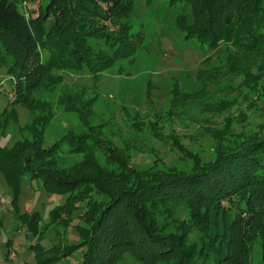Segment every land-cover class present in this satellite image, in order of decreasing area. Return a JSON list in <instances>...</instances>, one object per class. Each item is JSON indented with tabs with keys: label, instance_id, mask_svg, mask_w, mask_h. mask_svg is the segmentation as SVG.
Masks as SVG:
<instances>
[{
	"label": "trees",
	"instance_id": "16d2710c",
	"mask_svg": "<svg viewBox=\"0 0 264 264\" xmlns=\"http://www.w3.org/2000/svg\"><path fill=\"white\" fill-rule=\"evenodd\" d=\"M169 3L177 10L174 29L207 54L196 73L200 85L248 90L255 101L244 92L242 99L218 104L223 126H210L216 145L206 162L200 159L191 171L141 173L130 168L104 124L89 125L94 101H83L79 92H63L59 104L89 129L69 130L48 143L55 113L50 100L36 96L63 80L54 70L88 67L98 80L116 61L135 59L146 37L134 31L135 0H49L37 16L21 10L18 0H0V68H7L15 92L0 116L5 122L16 117L15 105L32 115L20 139L0 144V174L16 197L25 178L68 194L52 212V225L65 229L79 219V242L37 245V264H57L75 249L81 264H121L127 257L136 264H252L257 241L264 261V0ZM215 57L221 63L210 67ZM247 106L260 120L250 131H236L248 119ZM161 118L152 115L155 124ZM99 153L114 166H105ZM73 154L82 158L66 166L65 156ZM24 217L33 234H44L38 212Z\"/></svg>",
	"mask_w": 264,
	"mask_h": 264
},
{
	"label": "rangeland",
	"instance_id": "374dc122",
	"mask_svg": "<svg viewBox=\"0 0 264 264\" xmlns=\"http://www.w3.org/2000/svg\"><path fill=\"white\" fill-rule=\"evenodd\" d=\"M18 2L20 9L29 16H37L39 5H45L49 0ZM176 11L169 0H135L131 20L134 31L141 29L145 33V48L138 52L135 59L116 61L113 66L101 71L98 80L93 79L88 67L54 70L63 80L55 89L42 88L36 93L38 98L52 102L55 113L46 131L48 143L69 130L81 132L89 129L77 112L65 110L64 105L59 104L63 92H79L83 101H94V116L89 115V125H105L104 132L122 150L123 157L128 158L126 162L130 168L141 173L159 169L191 171L200 159L202 162L210 159L216 143L209 139L208 131L217 122L223 126L216 110L218 104L234 102L249 91L223 88L219 83L200 85L196 73L205 65L207 54L197 41L184 40L183 35L174 29ZM5 63L12 65L13 59L7 57ZM220 63L221 60L215 57L209 66ZM200 88H207L208 93L199 91ZM247 93L244 98L252 100L253 94L249 93L248 97ZM14 98V81L7 68L2 67L0 113L7 107L11 108L10 102ZM78 104L82 105V102ZM246 105V101L242 103V106ZM14 107L17 115L9 122H5V116H0V144L11 145L20 139L21 127L32 120L26 106ZM246 108L248 119L244 125L236 124V131H250L252 124L260 120L248 106ZM153 114L161 115L162 122L153 123ZM65 146L63 148L67 150ZM81 158V154L65 156V165L69 166ZM99 159L109 168L114 166L108 164L101 153ZM20 187L16 197L0 174V264H37V245L50 248L64 246L65 242H79L80 234L76 227L79 219L65 229L51 224L52 212L67 202L68 194L48 191L39 179L25 178ZM36 212L40 214L43 235L33 234L24 217ZM81 260L80 249H75L57 264H81ZM263 262V249L257 241L252 264ZM121 264L136 263L127 257Z\"/></svg>",
	"mask_w": 264,
	"mask_h": 264
}]
</instances>
